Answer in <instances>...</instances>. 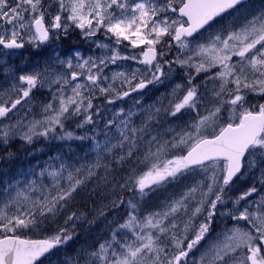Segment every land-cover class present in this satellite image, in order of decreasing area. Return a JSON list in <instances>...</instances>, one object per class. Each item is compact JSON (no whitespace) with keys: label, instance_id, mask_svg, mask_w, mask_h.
<instances>
[{"label":"snow or ice","instance_id":"6c2138e0","mask_svg":"<svg viewBox=\"0 0 264 264\" xmlns=\"http://www.w3.org/2000/svg\"><path fill=\"white\" fill-rule=\"evenodd\" d=\"M37 144L0 264H264V0H0V159Z\"/></svg>","mask_w":264,"mask_h":264},{"label":"rangeland","instance_id":"374dc122","mask_svg":"<svg viewBox=\"0 0 264 264\" xmlns=\"http://www.w3.org/2000/svg\"><path fill=\"white\" fill-rule=\"evenodd\" d=\"M75 147L76 146H73V148H75ZM50 154H52V153H46L45 155H40V151H38L36 154L28 155L25 160L16 161V162H13L12 164L7 165L6 167H1L0 168V178H3V173H4L5 169L9 170L10 172L13 170L18 171L21 168H25V167L29 166V164H35L37 162V160L42 161V160L46 159L47 155H50ZM52 260H53V262H55L56 257L53 256Z\"/></svg>","mask_w":264,"mask_h":264},{"label":"trees","instance_id":"16d2710c","mask_svg":"<svg viewBox=\"0 0 264 264\" xmlns=\"http://www.w3.org/2000/svg\"><path fill=\"white\" fill-rule=\"evenodd\" d=\"M77 143H79V142H77ZM73 146H76V145H73ZM35 147L38 149H42V151H40V155H45L46 153H50L48 150V147L45 145L37 144ZM12 150L16 152V156H15L13 162L25 160L27 158V156L30 155V153L36 154L38 152V151H33L32 147L27 148V150L21 149V150L17 151L16 148H13ZM0 152H1V155H3L2 149H0ZM13 162L5 163V161L2 159V167H6L7 165L12 164Z\"/></svg>","mask_w":264,"mask_h":264},{"label":"water","instance_id":"95a60500","mask_svg":"<svg viewBox=\"0 0 264 264\" xmlns=\"http://www.w3.org/2000/svg\"><path fill=\"white\" fill-rule=\"evenodd\" d=\"M1 156V155H0ZM1 161H2V159H0V165H1Z\"/></svg>","mask_w":264,"mask_h":264}]
</instances>
